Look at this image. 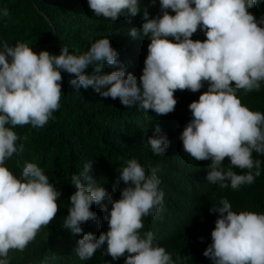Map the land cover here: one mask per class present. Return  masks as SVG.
Listing matches in <instances>:
<instances>
[{"label":"clouds","instance_id":"1","mask_svg":"<svg viewBox=\"0 0 264 264\" xmlns=\"http://www.w3.org/2000/svg\"><path fill=\"white\" fill-rule=\"evenodd\" d=\"M87 3L95 16L112 22L121 16L135 17L141 13L140 0ZM152 3L155 5L156 0ZM159 4L162 15L150 18L145 8L142 30H130L132 37L142 34L150 40L139 78L130 72L126 74L109 38L96 40L79 55L71 54L67 46L55 55L47 50L37 53L23 42L15 46L7 41L0 44V264H10V250L23 251L42 226L53 225L59 211L57 201L61 192L37 164L26 163L18 179L5 162L23 150V145H17L20 137L13 130L15 127L30 124L42 128L54 118L53 113L60 108L62 71L73 77L70 83L77 89L91 87L108 102L131 109L138 106L158 117H166L175 110L177 101L183 98H175L177 90L195 93L205 83L208 85L198 101L190 103L192 119L183 122L180 140L184 152L196 161H211V170L202 175L182 172L173 178V183L179 185L175 194L180 209L175 217L164 219L169 210L161 213L164 198L168 197L158 188L160 180L155 166H150L153 174L147 175L136 159L127 161L108 191L97 186L89 175L92 163L85 164L80 175H72L71 184L76 191L70 196L62 226L75 237V251L81 260L183 264L192 249L186 235L193 224L176 229L173 224L186 208L202 199L204 179L221 189L230 184L236 190L241 185H251L260 176L261 161H254L252 154H264V114L242 105L236 95L241 89L258 91L264 81V27L260 26L264 18L258 21L248 11L257 0H159ZM0 16L9 17L8 9L0 10ZM198 29L204 32L205 40L192 39ZM105 66H119V70L104 74ZM89 67L94 70L91 75L86 74ZM147 143L155 156L164 155L170 145L159 125ZM226 157L230 161L227 169L222 167ZM233 167L248 171L237 174ZM121 182L125 187L120 198L114 200L112 193ZM105 200L104 214L99 217L91 206ZM210 212L219 213L211 232L212 242L203 253L212 264H264V214H237L227 198L212 206ZM155 215L159 226L169 230L168 247L165 236L151 229L141 233L147 220ZM89 221L101 224L94 223L93 229L81 238V225ZM41 241L49 251L44 235ZM45 254L28 264L64 263L54 250ZM125 254V259L115 261Z\"/></svg>","mask_w":264,"mask_h":264},{"label":"trees","instance_id":"2","mask_svg":"<svg viewBox=\"0 0 264 264\" xmlns=\"http://www.w3.org/2000/svg\"><path fill=\"white\" fill-rule=\"evenodd\" d=\"M140 4L141 13L137 16H121L112 22L95 16L87 0H0V10L7 8L10 13L9 17L0 16V44L7 41L10 46H15L16 43L23 42L37 53L47 50L55 55H59L62 47L67 46L71 54L79 55L89 50L96 40L109 38L112 47L118 52L117 59L125 66L126 74L130 72L139 78L150 40L142 34L134 38L130 35V30L134 27L142 30L145 8L150 18L162 15L159 0H156L155 5L152 0H140ZM248 11L260 21L264 18V0H257L255 7ZM169 12L175 15L171 10ZM260 26L264 27V23ZM192 39L203 41L206 36L198 29ZM115 70H119V66H105L103 73L110 74ZM93 71L89 67L86 74L91 75ZM61 75L63 80L60 108L53 113L54 118L42 128H33L30 124L15 127L13 130L20 137L17 145H23V150L5 162V166L18 179L26 163L37 164L48 176L49 182L61 192L57 201L59 211L53 219V225L42 226L35 239L23 251L10 250V264H28L34 257L46 256L43 254L53 250L64 260L63 264H106L102 260H81L75 251L78 244L75 237L62 226V221L68 215L70 196L76 191L71 184V177L74 174L80 175L85 164L92 163L89 175L96 181L97 186L107 191L109 187L112 188L123 167L127 166V161L136 159L145 168L147 175L153 174L150 166H155L160 180L158 188L164 193V197H168L164 198L162 205L164 211L161 213L169 210L164 219L175 217L180 209L176 204L175 194L179 185L173 183V178L182 172L202 175L211 170V161H196L184 152L180 140L184 129L183 122H190L192 119L189 105L198 101L199 96L207 91L206 83L195 93L177 90L174 93L175 98H183L177 101L175 110L166 117H158L152 111H141L138 106L131 109L108 102L107 98L91 87L77 89L70 83L73 77L63 71ZM232 86L234 87V82ZM236 95L241 99L242 105L264 114V81L260 82L258 91L245 92L241 89ZM157 125L167 136L170 145L164 155L155 156L147 139L154 135ZM252 156L254 161H261V174L255 178L254 183L241 185L239 189L233 190L230 184L229 187L221 189L217 184L204 179L202 188L205 194L202 199L189 208L184 207L186 209L174 222V229L183 224H193L186 235L192 249L183 264H212L203 253L212 242L211 232L219 217L218 212L212 213L210 209L218 206L222 198H227L237 214L241 211L264 214V154L253 151ZM227 160L229 159L226 157L222 164L225 169L230 166V161ZM232 170L237 174H246L248 171L235 167ZM84 183L87 184L86 181ZM123 187L125 185L121 182L112 193L114 200L120 198ZM103 203L107 201L91 206V210L99 217L104 214ZM154 219H157V215L147 220L146 228H142L141 233L151 229L156 234L165 236V245L168 247L169 230L159 226V222ZM94 223L101 224L98 221H89L81 225V238L93 229ZM102 224L107 231V221ZM43 235L47 239L49 251L42 246ZM106 247L107 244L104 245L105 250ZM126 255L115 261H122ZM109 259L113 261L112 257Z\"/></svg>","mask_w":264,"mask_h":264}]
</instances>
